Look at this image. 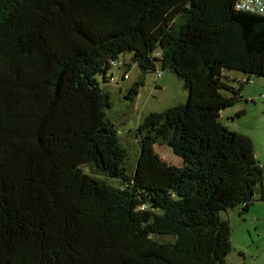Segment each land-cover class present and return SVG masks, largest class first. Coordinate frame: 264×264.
Instances as JSON below:
<instances>
[{
    "label": "trees",
    "instance_id": "obj_1",
    "mask_svg": "<svg viewBox=\"0 0 264 264\" xmlns=\"http://www.w3.org/2000/svg\"><path fill=\"white\" fill-rule=\"evenodd\" d=\"M238 2L0 0V264H230L220 214L248 213L264 174L220 121L243 87L225 72L264 76V16ZM125 54L129 101L158 71L187 92L139 125L131 170L97 79Z\"/></svg>",
    "mask_w": 264,
    "mask_h": 264
},
{
    "label": "rangeland",
    "instance_id": "obj_2",
    "mask_svg": "<svg viewBox=\"0 0 264 264\" xmlns=\"http://www.w3.org/2000/svg\"><path fill=\"white\" fill-rule=\"evenodd\" d=\"M117 62L119 67L108 73H112L115 82L104 83L100 77L97 79L109 95L110 107L105 110L106 118L116 131L119 145L126 153L127 166L131 170L139 154V139L136 135L139 125L152 113H162L184 105L187 92L183 81L172 72L165 71L163 79L155 73H148L138 95L129 101L128 90L138 82L140 71L131 63L130 54L121 56ZM125 72L127 79H123ZM225 73L230 86L243 87L240 99L221 112L220 121L229 130L243 133L252 140L256 158L264 166V76ZM157 83L164 84V88L155 86ZM156 152L164 162L177 167L182 165L181 159L165 145H157ZM261 196H264V174L262 186L256 191L248 213L240 216L239 209H234L220 214L231 227L232 251L226 258L227 263L264 264V199Z\"/></svg>",
    "mask_w": 264,
    "mask_h": 264
},
{
    "label": "built area",
    "instance_id": "obj_3",
    "mask_svg": "<svg viewBox=\"0 0 264 264\" xmlns=\"http://www.w3.org/2000/svg\"><path fill=\"white\" fill-rule=\"evenodd\" d=\"M236 8L242 12L264 16V0H239ZM111 65L114 68L119 67L118 62H113ZM164 74V71H158L156 73L158 78L163 77ZM123 79H127L126 73L123 74ZM111 81L115 82V79L112 78Z\"/></svg>",
    "mask_w": 264,
    "mask_h": 264
},
{
    "label": "crops",
    "instance_id": "obj_4",
    "mask_svg": "<svg viewBox=\"0 0 264 264\" xmlns=\"http://www.w3.org/2000/svg\"><path fill=\"white\" fill-rule=\"evenodd\" d=\"M164 77H165V74L161 78L163 79ZM155 86H157L160 89H163L164 88V84H162V83H157V85H155Z\"/></svg>",
    "mask_w": 264,
    "mask_h": 264
}]
</instances>
